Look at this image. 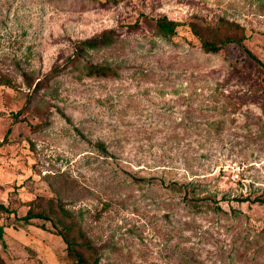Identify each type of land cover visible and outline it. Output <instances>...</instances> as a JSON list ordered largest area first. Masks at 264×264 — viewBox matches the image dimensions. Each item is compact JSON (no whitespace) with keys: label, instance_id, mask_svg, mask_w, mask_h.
I'll return each instance as SVG.
<instances>
[{"label":"rangeland","instance_id":"1","mask_svg":"<svg viewBox=\"0 0 264 264\" xmlns=\"http://www.w3.org/2000/svg\"><path fill=\"white\" fill-rule=\"evenodd\" d=\"M163 15L237 22L264 64V0H0L4 264H73L58 217L21 218L58 204L102 264H264V69L188 26L159 35Z\"/></svg>","mask_w":264,"mask_h":264},{"label":"trees","instance_id":"2","mask_svg":"<svg viewBox=\"0 0 264 264\" xmlns=\"http://www.w3.org/2000/svg\"><path fill=\"white\" fill-rule=\"evenodd\" d=\"M123 0H105V2L119 3ZM140 22L130 25L136 27ZM188 26L193 34L199 38L201 46L209 51L218 53L224 45L231 43L242 46L247 53L256 61L262 65L264 64L261 60L249 50L245 43L244 28L239 23L229 21L225 18H221L216 25H210L206 22L189 20V21H178L168 17L167 15L159 16L155 19V30L159 35L170 37L178 33L180 27ZM116 30L110 29L102 32L101 34L80 40L75 44L74 54L70 57V63H76L77 57L81 58L85 52L89 49H100L102 47L112 46L115 42ZM60 68L54 69L58 71ZM80 73L87 77H109L118 76L119 73L116 68L107 64H98L94 62H88L83 65H78ZM11 80L1 74L0 72V84H10ZM98 146L107 152L105 145L102 142L98 143ZM0 211H8V208L0 203ZM54 217H58L63 223L64 227L59 230V234L63 237L67 244L68 256L74 260L73 264H102L100 247L99 245L92 242L87 237L83 229L77 226L75 217L61 204L54 208L50 205L47 209L34 212L32 209L28 213L21 217L26 222L30 223L35 218H43L47 220H54ZM4 225L0 224V240L4 244ZM4 257L0 249V264H4Z\"/></svg>","mask_w":264,"mask_h":264}]
</instances>
